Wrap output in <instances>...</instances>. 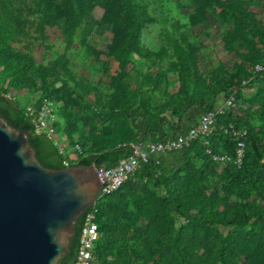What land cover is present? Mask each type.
I'll return each mask as SVG.
<instances>
[{
    "label": "trees",
    "instance_id": "16d2710c",
    "mask_svg": "<svg viewBox=\"0 0 264 264\" xmlns=\"http://www.w3.org/2000/svg\"><path fill=\"white\" fill-rule=\"evenodd\" d=\"M185 1L194 23L210 17L227 26L223 42L238 61L230 71L203 74L191 46L173 41L180 85L157 102L129 67L132 57H165L141 47L150 20L145 0H0V118L28 131V144L46 169L115 167L131 155V145L185 136L201 115L220 105V96L233 98V109L215 117L208 137L150 156L116 191L100 195L78 218L69 252L58 264L74 263L90 211L99 233L93 264H264V72L253 70L264 63V23L253 12L264 0ZM47 28L57 29L68 47L76 42L86 60L104 65L96 87L70 76L68 86L63 56L38 67L35 77L30 49L14 45L33 33L45 38ZM100 43H107L105 50ZM12 90L40 93L33 114L9 97ZM44 98L61 104L55 109L61 122L51 129L74 147L76 160L33 123ZM88 109L91 116L84 117ZM213 156L230 161L222 164Z\"/></svg>",
    "mask_w": 264,
    "mask_h": 264
},
{
    "label": "water",
    "instance_id": "95a60500",
    "mask_svg": "<svg viewBox=\"0 0 264 264\" xmlns=\"http://www.w3.org/2000/svg\"><path fill=\"white\" fill-rule=\"evenodd\" d=\"M27 136L0 118V264H58L101 184L94 164L42 167Z\"/></svg>",
    "mask_w": 264,
    "mask_h": 264
},
{
    "label": "rangeland",
    "instance_id": "374dc122",
    "mask_svg": "<svg viewBox=\"0 0 264 264\" xmlns=\"http://www.w3.org/2000/svg\"><path fill=\"white\" fill-rule=\"evenodd\" d=\"M145 2L150 20L141 32V47L153 53L162 51L165 57L162 61L155 59L143 61L140 58L132 57L129 67L139 72L143 79L144 91L150 93L153 99L161 102L163 95L179 88L180 65L178 59L173 55V41L184 48L187 45L191 46L197 56L198 70L203 74H209L219 69L232 70L238 59L223 42L224 30L227 26L210 17L201 24L194 23L185 7V0H145ZM253 12L264 23V4L253 8ZM101 14L100 9H96L94 12L96 18H99ZM31 37L28 42L14 46L20 49L24 47L30 49L36 78L38 67H44L49 62L63 56L67 60L65 65L67 72H65L66 75H63V79L68 86L73 85L69 76L73 80L84 81L89 87L97 86L98 79L101 77L100 70L104 65L95 64L83 58L76 42L68 47L65 37L55 28H47L43 39L34 33ZM106 37L108 43L110 35L107 34ZM107 43H100L99 49L105 50ZM101 61L107 62L104 57H101ZM109 65V72L113 74L116 66L112 60H109ZM39 95V92L31 94L24 90H12L9 97L28 108L34 106ZM219 103H222L221 96ZM82 115L90 117V110L83 112ZM55 122H61L59 117L55 116L53 123ZM51 138L62 153L71 160H76L74 147L70 146L63 136L54 133Z\"/></svg>",
    "mask_w": 264,
    "mask_h": 264
},
{
    "label": "built area",
    "instance_id": "2783aa9c",
    "mask_svg": "<svg viewBox=\"0 0 264 264\" xmlns=\"http://www.w3.org/2000/svg\"><path fill=\"white\" fill-rule=\"evenodd\" d=\"M255 73L264 72V63L254 66ZM59 104L46 98L41 100L38 106L33 123L39 131L46 130L50 137L53 136L51 125L55 120V109ZM233 109V98L223 99L222 103L216 107L214 111L201 115L195 125L191 127L185 136H179L174 140H168L160 143H149L145 146L140 144L131 145L132 153L127 158L120 160L119 163L112 168L105 169L103 167L96 170L98 180L101 184L100 195H108L116 191L140 166L147 162L150 156L168 151L179 150L183 146H187L191 141L198 137H208L215 129V117L219 114L226 113ZM27 112L34 113L33 107H28ZM235 137L239 134L233 132ZM243 144L238 143V150L235 162L241 163ZM213 160L225 164L230 161L225 156H213ZM99 238L98 227L94 223V212L90 211L86 214L78 240V250L73 264H93L94 245Z\"/></svg>",
    "mask_w": 264,
    "mask_h": 264
}]
</instances>
